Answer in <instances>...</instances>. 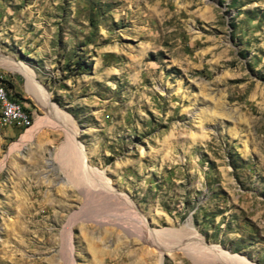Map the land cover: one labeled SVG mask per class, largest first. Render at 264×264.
<instances>
[{"label":"rangeland","instance_id":"obj_1","mask_svg":"<svg viewBox=\"0 0 264 264\" xmlns=\"http://www.w3.org/2000/svg\"><path fill=\"white\" fill-rule=\"evenodd\" d=\"M0 76V264H264V0H0Z\"/></svg>","mask_w":264,"mask_h":264},{"label":"bare ground","instance_id":"obj_2","mask_svg":"<svg viewBox=\"0 0 264 264\" xmlns=\"http://www.w3.org/2000/svg\"><path fill=\"white\" fill-rule=\"evenodd\" d=\"M26 79H27V85H28L29 88H32V89L38 88V85H37V83L34 80V74H33L32 70H28L26 72ZM0 94H2V105H9V92H5V87L4 86H0ZM44 101H45L44 103L47 104V107H50L51 110L54 113H56L57 110H59V108L57 106L53 105L50 101H48V98H46ZM60 113L62 114V112H60ZM35 129H37V126L35 127ZM70 158H71V156H70ZM82 158H84V160H85L86 169H89V166L86 163L88 161V158L85 157V155H83ZM68 161H70V160H68ZM69 172L71 174L76 175V176L79 177V174H76V172L73 169H69ZM106 183H107V186H108L107 192H108V195L110 197L109 200L112 199L114 201V202L112 201L114 204L116 203L117 205H120V207L123 206V208L126 209V211H132L134 215H137V219L132 218L131 221L133 220L134 222L139 224L143 228L144 236L145 237L150 236L154 240V242L156 243V246L160 250H163L162 249L163 245H166L165 241L167 242L168 240H166V238L163 237L161 234H159V235H157V234L154 235V233L151 234L152 231L151 230H147V224H146L145 218L141 217L140 215L137 214V210H136L135 206L133 205V203L130 201V199L127 196L123 195V194L116 193V191L111 187L109 182L107 181ZM105 196H107V195L105 194ZM114 204H112V205H114ZM191 238H192V242L189 241V243H191L190 244L191 246H189V244H188L187 247L190 248V249L192 247V249L189 250V252H191V254L194 256V258H195V259L193 258L194 260L199 261V264H212V263L217 262V261L218 262H222V263L225 261L227 264H246V263H243L244 259L242 257L229 256L227 253H223L219 249L210 250V249L204 247L203 243H201V241L199 239H195V237L193 235H191ZM171 242L173 243V241H171ZM174 243H176V242L174 241ZM211 252H212V254H211Z\"/></svg>","mask_w":264,"mask_h":264},{"label":"built area","instance_id":"obj_3","mask_svg":"<svg viewBox=\"0 0 264 264\" xmlns=\"http://www.w3.org/2000/svg\"><path fill=\"white\" fill-rule=\"evenodd\" d=\"M0 86H5V79L0 76ZM0 121L9 128L25 130L32 126L33 116L30 109L26 108L21 102L13 99L9 92V105H2V94H0Z\"/></svg>","mask_w":264,"mask_h":264},{"label":"trees","instance_id":"obj_4","mask_svg":"<svg viewBox=\"0 0 264 264\" xmlns=\"http://www.w3.org/2000/svg\"><path fill=\"white\" fill-rule=\"evenodd\" d=\"M6 83H7V81H5V84H6ZM6 89L11 93V95H12V97H13L14 100L21 102V101L18 99V97H16V95H15L14 93H12V91H11L12 89L9 88V87L7 86V84H6Z\"/></svg>","mask_w":264,"mask_h":264},{"label":"crops","instance_id":"obj_5","mask_svg":"<svg viewBox=\"0 0 264 264\" xmlns=\"http://www.w3.org/2000/svg\"><path fill=\"white\" fill-rule=\"evenodd\" d=\"M13 84H14V83H13ZM13 90H14V92H15L16 94H18V95H20V96L23 97L22 93H20V92L18 91V88L15 86V84L13 85V89L11 90L12 93H13ZM15 93H14V94H15ZM23 98H24V97H23Z\"/></svg>","mask_w":264,"mask_h":264}]
</instances>
